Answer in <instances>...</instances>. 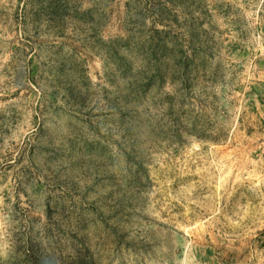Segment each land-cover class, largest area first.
<instances>
[{
    "label": "rangeland",
    "instance_id": "rangeland-1",
    "mask_svg": "<svg viewBox=\"0 0 264 264\" xmlns=\"http://www.w3.org/2000/svg\"><path fill=\"white\" fill-rule=\"evenodd\" d=\"M0 264H264V0H0Z\"/></svg>",
    "mask_w": 264,
    "mask_h": 264
}]
</instances>
